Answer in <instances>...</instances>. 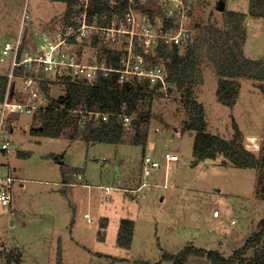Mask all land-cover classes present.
<instances>
[{
	"label": "rangeland",
	"instance_id": "374dc122",
	"mask_svg": "<svg viewBox=\"0 0 264 264\" xmlns=\"http://www.w3.org/2000/svg\"><path fill=\"white\" fill-rule=\"evenodd\" d=\"M223 1L225 10L247 13L249 0ZM219 2L221 0L196 2L194 24L210 22L222 27L224 12L217 10ZM71 5L65 0H0V72L9 71L12 60L11 52L3 54L1 51L5 41L14 43L19 36L23 52L30 50L42 31L53 32L61 26ZM23 13L27 14L24 19ZM244 25V54L252 59L264 57V17L247 13ZM82 49L83 57L92 54L89 47ZM200 68L203 79L194 87L195 97L205 107L208 130L230 139L235 122L244 146L255 154L263 151L264 89H260L254 79H236L240 86L236 102L233 106L223 105L216 95L215 68L208 62ZM15 82L19 90L20 79ZM57 82L49 88L48 98L56 99L64 94L63 85ZM144 111L150 113V118L142 125L148 134L145 147L127 142L134 128L126 130L124 141L120 142L123 145L97 142L91 145L84 137L73 139L67 133L57 137L33 135L29 130L36 123L32 116L21 113L11 117L12 151L0 156V164L3 163L0 174H9L15 180L11 183L10 203L0 204V264H7L5 254L10 251L20 255L22 264H57L58 250L65 264H170L162 253L177 252L191 243L216 249L228 257L244 244L252 231L264 226V200L258 195L255 168H239L230 161L223 165L221 161L225 158L220 153L215 159L191 165L194 132L181 131L186 115L176 86L168 95L157 89V93L137 105L134 115ZM248 135H254V142L247 139ZM20 151L30 155L19 158L16 152ZM165 152L176 153L178 159L166 166ZM144 153L156 156L162 165L147 177L145 187L134 191L143 181ZM62 168L69 170L68 175L72 172L74 177L68 183L74 185L65 193L60 191L64 185ZM80 168L85 174L83 180L77 181L73 170ZM126 178L134 184V190L119 191L121 195L115 202L125 212L120 215L116 212L118 207L114 209L105 204L113 201L116 191L112 192V198L104 197L99 186L113 189L119 186V180ZM163 180L167 182L166 187ZM80 181L88 182L92 188L82 186ZM130 187L128 185V189ZM133 194L136 196L131 200ZM97 209L107 218L102 227L97 221ZM57 212L60 213L58 232L53 222ZM84 213L90 218L85 219ZM66 215L69 217L64 221ZM122 217L136 221L131 250L114 243L116 223ZM70 220L73 221L71 230ZM100 229L103 239L107 238L108 258H96L89 252L100 249L99 240H95ZM57 235L61 237V248ZM11 264L17 263L11 261ZM187 264L210 263L204 256L191 254Z\"/></svg>",
	"mask_w": 264,
	"mask_h": 264
},
{
	"label": "trees",
	"instance_id": "16d2710c",
	"mask_svg": "<svg viewBox=\"0 0 264 264\" xmlns=\"http://www.w3.org/2000/svg\"><path fill=\"white\" fill-rule=\"evenodd\" d=\"M65 1L68 4L72 3V0ZM69 12L70 10H66L65 15ZM222 12H224L222 27L210 22L195 25V38L184 52L170 49L162 43H159L156 51L165 59L167 78L175 83L181 93L182 106L186 115L182 120L181 131L194 132L191 165H197L200 161L207 159H215L220 153L225 158L221 161L223 165L227 163L226 161H230L239 168H255L259 185L258 195L264 200V150L255 154L247 149L241 141V132L235 122H233L234 133L230 139L211 133L208 130L205 107L195 97L194 87L202 83L200 67L204 62L210 63L216 70L218 77L216 95L223 105L233 106L236 102L240 88L236 79L242 77L254 79L258 82L256 85L264 89V57L252 59L247 57L242 49L246 39L244 25L246 14L264 17V0H249L247 13L225 9ZM96 53L99 59L104 58L115 67L119 65L121 55L119 50L102 49ZM13 72L18 75L21 70L14 68ZM56 81L65 85V92L56 99L50 97L48 107L38 117H34L36 123L29 128L31 134L57 137L61 133H67L73 139L82 136L90 142L98 141L108 144L123 142L127 131L116 114L109 116L106 121L94 122L91 117L77 110H98L110 113L124 111L133 113L132 127L134 129L127 142L146 146L148 134L142 125L150 118V113L144 111L134 115V111L139 103L157 93L156 85L151 87L147 81L134 79L119 87L115 72H111L107 77L98 75L89 83L72 80L69 76L57 78ZM7 82L8 76L0 72V100L5 95ZM41 85L43 90L48 92L46 80H43ZM123 102L127 105L126 110L121 108ZM82 116H85L84 123L80 124L78 122ZM20 155L24 156V153L20 152ZM78 170L80 169H74L73 172L77 173ZM67 172L66 168H62V175ZM119 221L117 243L128 248L132 240L134 223L124 218ZM191 254L206 257L210 264H264V226L252 231L244 244L228 257L216 249H205L192 243L186 244L177 252H163L162 257L169 260L170 264H187ZM5 258L7 264H11V261L22 264L20 255L16 252H7ZM56 260L57 264H65L61 260L60 250L57 251Z\"/></svg>",
	"mask_w": 264,
	"mask_h": 264
},
{
	"label": "built area",
	"instance_id": "2783aa9c",
	"mask_svg": "<svg viewBox=\"0 0 264 264\" xmlns=\"http://www.w3.org/2000/svg\"><path fill=\"white\" fill-rule=\"evenodd\" d=\"M198 1L72 0L71 11L61 26L54 28L53 32L42 31L30 50L23 52L19 36L14 43L6 41L1 51L3 54L11 52L12 60L9 71L3 72L8 76V82L5 95L0 100V156L12 151L11 117L21 113L38 117L48 107L49 92L43 90V80H46L49 90L57 78L69 76L72 80L89 83L98 75L107 77L115 72L119 87L136 79L147 81L151 86L156 85L160 92L168 95L169 90L176 85L167 78L165 59L157 54L156 48L162 43L170 49L184 52L195 38L193 9ZM25 17L27 14L23 13L22 18ZM83 47H89V51H92L88 58L81 54ZM102 49L121 52L117 67L104 58H98L96 52ZM14 68H19L21 72L14 74ZM18 78L19 90L15 85ZM61 85L65 86L63 83ZM121 108L127 109L125 102ZM77 111L85 113L94 122L106 121L109 116L116 114L126 130L133 128V113ZM84 118L80 117L79 123H84ZM177 159L176 153H164L166 166ZM141 164L143 186L148 184L146 177L159 169L162 163L156 156L144 153ZM74 175L77 181L83 177L81 172ZM14 180L9 174H0L1 205L10 203L11 183ZM101 187L106 192L112 189L109 186ZM83 216L89 217L87 213Z\"/></svg>",
	"mask_w": 264,
	"mask_h": 264
},
{
	"label": "crops",
	"instance_id": "0c3cea01",
	"mask_svg": "<svg viewBox=\"0 0 264 264\" xmlns=\"http://www.w3.org/2000/svg\"><path fill=\"white\" fill-rule=\"evenodd\" d=\"M10 30V29H9ZM6 42V41H5ZM35 43V42H34ZM22 50H23V48H22ZM15 85H16V83H15ZM52 87H54V86H52ZM51 87V88H52ZM51 91V90H50ZM52 93V92H51ZM95 142H97V143H103V142H98V141H94V142H90L91 143V145H94V143ZM149 143V142H148ZM103 144H108V143H103ZM113 144H122L123 145V143H120V142H118V143H113ZM126 144H128V143H124V145H126ZM148 148L149 149H151V145L149 144L148 145ZM20 152H22V153H24V156H22V155H20L19 156V154H20ZM20 152H16V156L17 157H28L30 154H29V152H24V151H20ZM27 153V155H25ZM61 161H58V163H60ZM3 164V163H2ZM2 164H0V167L2 166ZM69 171V170H68ZM79 172H81L82 173V175H84L85 174V172H84V170L82 169V168H80V170H78ZM73 175H72V172L70 173V175H68L67 173L65 174V175H63V184L64 185H62V187L60 188V191L61 192H66L67 191V188L68 187H72L74 184H68V183H70L71 182V180H73ZM144 178V177H143ZM81 180H83V177H82V179ZM146 180H147V177H146ZM169 180V178L166 180V181H168ZM165 180H163V182H164V187H166L167 186V182H166ZM81 182V181H80ZM133 182V181H132ZM140 181H138V183H139ZM119 186L118 187H115L114 186V188L113 189H111L109 192H106L102 187H101V185L99 186V187H101L102 188V191L104 192V197H110L111 196V198H112V195H113V191L115 190L116 191V193H114V198L112 199L113 201H107V202H105V204H108V206H111L112 208H117V210H116V212L118 213V214H120V215H125V212L123 211V209L122 208H120V206H119V204L118 203H116L115 202V200H119V196L121 195V193H119V191L120 192H122V191H124V190H127V191H132V189H133V186H134V184L133 183H131V180L129 179V178H126V179H121V180H119ZM81 184H82V186H84V187H86V188H88V189H90V188H92V186H90V184H88V182H81ZM141 184H142V182H141ZM141 184L139 183V186L138 187H136L135 188V190L134 191H137V189L140 187V188H143V187H145L146 185H143V186H141ZM76 185V184H75ZM128 185H131V187L128 189ZM21 186V185H20ZM118 188H120V189H122V190H120V189H118ZM140 190V189H139ZM118 191V192H117ZM68 192V191H67ZM103 194V193H102ZM131 197H130V199L131 200H133L134 198H135V196L136 195H130ZM130 202V201H129ZM132 202H130V204H131ZM101 209H102V207H101ZM97 212H98V209H97ZM63 214H65V213H63ZM126 214H128L129 215V212L127 211L126 212ZM59 216H60V213L59 212H57V216L56 217H54V219H53V222H54V230L55 231H57L58 232V230L60 229V219H59ZM68 217H69V215H66L65 216V219H64V221H66V219H68ZM84 217V216H83ZM97 217H98V219H97V221L100 223V227H102L103 225H101V224H103V221L104 222H106V220H107V218L106 217H104V216H102V214L101 213H97ZM88 218H90V215H89V217ZM88 218H86L85 217V219H88ZM123 218V217H122ZM122 218H120V219H122ZM120 219H118V222L116 223V229H117V231H116V236H115V238H116V241L114 242L117 246H120L118 243H117V232H118V227H119V220ZM124 219H128V220H131V221H133V223H134V227H133V231H132V236H131V244H130V246L128 247V248H126V247H123L125 250H131V248H132V245H133V242H134V239H133V236H134V232H135V226H136V221L135 220H132L131 218H124ZM91 221V220H90ZM70 222V224H69V226H70V230H71V228H72V225H73V221L72 220H70L69 221ZM109 228H111V231L113 232V227H111V225L110 226H108ZM102 230L100 229V230H98V232H96V236H95V240H99V242H100V249L98 250V252H96V251H89L91 254H92V256L93 255H95L96 256V258H98V257H102V258H108L109 256H110V254H108V252H110L109 250H106L105 248H107V246H106V239L107 238H105V239H103V237L104 236H102V232H101ZM58 237H57V239H56V241H57V243H58V245H59V248H61V237H60V235H57ZM70 238L72 239V236H70ZM112 242V241H111ZM101 243H103L104 245H101ZM122 247V246H121ZM61 252V251H60ZM128 261H130V259H127ZM141 261V260H140ZM65 263V262H64Z\"/></svg>",
	"mask_w": 264,
	"mask_h": 264
},
{
	"label": "water",
	"instance_id": "95a60500",
	"mask_svg": "<svg viewBox=\"0 0 264 264\" xmlns=\"http://www.w3.org/2000/svg\"><path fill=\"white\" fill-rule=\"evenodd\" d=\"M224 7H225V3L223 0H221V2H219L218 6H217V10L221 12L224 9Z\"/></svg>",
	"mask_w": 264,
	"mask_h": 264
},
{
	"label": "bare ground",
	"instance_id": "6f19581e",
	"mask_svg": "<svg viewBox=\"0 0 264 264\" xmlns=\"http://www.w3.org/2000/svg\"><path fill=\"white\" fill-rule=\"evenodd\" d=\"M247 139H248L250 142H254L255 137H254V135H248V136H247Z\"/></svg>",
	"mask_w": 264,
	"mask_h": 264
}]
</instances>
